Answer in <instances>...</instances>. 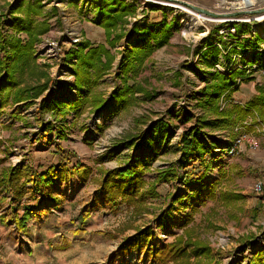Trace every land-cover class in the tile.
Instances as JSON below:
<instances>
[{
    "label": "rangeland",
    "instance_id": "374dc122",
    "mask_svg": "<svg viewBox=\"0 0 264 264\" xmlns=\"http://www.w3.org/2000/svg\"><path fill=\"white\" fill-rule=\"evenodd\" d=\"M15 1L0 0V10L4 17L0 30L5 35L14 34L25 42L26 33L14 32L10 25L13 15L9 13L7 5ZM57 1L41 0L43 14L36 18L46 19L49 27L33 44L32 59L47 72L50 78L49 89L65 85L76 90L75 98L66 100L65 91L61 95L56 93L58 96L51 95L46 88L32 100L0 107V169L2 166L24 164L31 169L42 170L57 162L58 156L53 151L57 144L74 152L75 155L68 159L70 165L77 161L87 164L92 167L93 174L86 182L73 176L61 185H54L55 191L64 194L60 207L40 198L27 203H24L25 198L22 201H10L9 193L0 189V264H104L122 238L133 234L135 227L148 224L153 227L157 241H171L175 234L182 231L181 224L187 218L186 215L190 214V200L183 197L185 208L181 202L176 203L180 209L175 212L170 227L162 231L156 228L154 218L166 206V202L171 200V197H167L164 201V196L167 193H188L198 183L187 186L181 177L167 183H157L159 197L148 201L147 211L134 215L132 209L124 204H120L115 211L106 207L97 181L94 180L99 178L97 169L100 166L113 168L134 154L152 156L156 151L152 161L153 170L145 174L146 180H153L157 175L154 168L165 167L178 157L179 136L201 113L197 101L203 95L204 86L208 84L212 73L235 68L243 69L245 76H251L248 83H243L245 76L238 75L236 78L240 87L231 98L242 103L249 99L255 86H264V72L261 71L264 69V18H258L262 14L225 15L243 10L238 8V0H180L188 4V12L196 11L198 7L220 13L218 19L225 20L201 19L198 24H194L198 11L195 16L187 13L184 5L173 0H170L172 5L178 4L181 7H165L162 4L165 2L158 5L143 0H125L134 6V11L125 17V35L113 46L106 40L104 29L99 24L102 30L94 26H81L79 22H84L83 19L72 13L75 7L67 5L64 8ZM254 2L249 9L264 5V0ZM78 13L82 14L80 9ZM234 18L246 21L230 22ZM135 23L136 28L149 26L157 37L164 26L169 27L170 36L165 45L154 50L141 69H136L135 65L125 70L123 67L128 62L127 54L133 44L144 45L136 43L137 33L132 30ZM70 31L76 33L78 40L74 43L70 41ZM82 40H88L92 45L104 44L114 57L110 69L92 88L93 93L111 99L112 92L120 89L123 82L132 84L141 81L151 97L136 93L137 104L125 109L112 105L109 109L99 108L94 111L84 105L78 112L73 109L66 111L70 107L69 102L79 97L73 70L78 44ZM43 41L48 45L41 48L40 43ZM39 45L40 51L37 50ZM53 45L54 49L46 50ZM213 46L220 49L217 56L212 53ZM5 49L9 50V46ZM256 64H260L261 69H252ZM249 67L252 69L250 72L247 71ZM43 100L54 101L53 104L58 107L51 104L55 108H41ZM220 104L224 105V101L221 100ZM62 110H65L64 115ZM250 115L255 120L259 119L255 112ZM140 116H144L146 121L135 124L134 119ZM41 119L52 122L46 140L37 137ZM251 124L252 131L257 129L254 123ZM258 124L264 128L261 122ZM59 129L66 134L64 138L57 136ZM150 133H154V139L148 144L139 147L140 142L132 146L125 143L132 136L139 139ZM205 133L211 141H215L212 145L215 161H212L211 169L207 172L206 182L224 172L220 187L240 192L244 200L229 206L210 199H205L203 203L197 201L194 205L198 210L193 213L189 225L195 227L197 237L210 243L218 252L221 264H246L247 256L253 252L247 250L246 245L257 238H264V190L261 194L251 190L256 178L264 181V137L259 134V147L255 151L244 150L229 159L222 157L216 149H225L233 137L231 129L205 130ZM36 204L53 210L60 223H77L82 210L88 209L90 216L84 226L86 232L78 238L73 236L76 228L74 224L56 231L46 221L37 225L33 218L27 221L26 234L16 232L11 220L13 212L16 211L20 216L25 206L33 207ZM106 232L112 233V236L109 237ZM220 237L224 238L222 244H219ZM246 237L249 241L245 240ZM143 256V252L133 250L124 258L118 257L115 264H157Z\"/></svg>",
    "mask_w": 264,
    "mask_h": 264
},
{
    "label": "trees",
    "instance_id": "16d2710c",
    "mask_svg": "<svg viewBox=\"0 0 264 264\" xmlns=\"http://www.w3.org/2000/svg\"><path fill=\"white\" fill-rule=\"evenodd\" d=\"M100 5L101 20L99 25L104 29L106 40L110 46H113L125 35V17L133 13L134 6L123 0H101ZM7 8L13 15L10 25L13 26L14 32H25L27 40L22 42L14 34L5 35L0 30V107L32 100L42 94L50 83L47 72L38 67L32 59L33 44L49 27L46 19L38 20L36 18L43 14L41 0H17L14 3H9ZM3 19L0 10V28L3 26ZM122 25L123 29H121ZM136 26V23L132 26V30L137 33L136 43H144V45L133 44L127 54L128 62L123 67L125 70L132 69L135 65L136 69H141L154 50L165 45L170 36L169 27L166 26L160 32L159 37L149 26L144 28H136ZM117 28H120L119 31ZM6 46H9V50L5 49ZM219 52L220 49L213 46V55L217 56ZM113 58L110 50L104 44L92 45L88 40H82L78 44L73 72L79 97L69 102L70 107L66 111L69 112L70 109H73L78 112L84 105L90 106L94 111L99 108L109 109L112 105L118 109H125L137 104L136 93L151 97L141 81H134L132 84L123 82L120 89L112 92L111 99H105L99 93L92 92V88L97 85L102 75L110 69ZM238 75L245 76L243 69H236L230 74L215 72L209 75L203 95L197 101L202 111L197 115L195 122L183 130L179 136L178 157L165 167L154 168L157 170V175L153 180H146L145 174L151 169L153 170L152 161L156 151L152 156L134 154L113 168L100 166L97 169L99 178L94 180L97 181L98 190L106 207L110 211H115L120 204H124L132 209L134 215L147 211L148 201L159 197L157 183H167L179 177L187 186L198 183L188 193L180 195L167 193L164 196V201L167 197H171V200L166 202V206L161 208L154 218L156 228L162 231L170 227L175 212L180 209L176 203L181 202L182 207L185 208L183 197L190 200V214L186 215L187 218L181 224L182 231L175 234L171 241H157L154 229L150 224L135 227V232L122 238L118 247L110 253L104 264H115L118 257L124 258L133 250L143 252L145 259L157 264H221L218 252L210 243L197 237L195 227L189 223L192 221L193 213L198 210L194 205L197 201L203 203L205 199H210L229 206L244 200V195L240 192L220 187L224 172L219 173L216 179L206 182L207 172L211 169L212 161H215L212 147L215 141L210 140L205 130L215 131L230 128L233 136V128L237 124H242L246 130H251L252 124H243V122L252 112L258 115L259 121L264 125V86H255L247 101L243 103L235 101L231 95L240 87V83L236 79ZM250 77L245 76L243 83L251 81ZM30 80L35 82L32 83ZM206 89L209 91H205ZM221 100L224 101L223 106L220 104ZM53 102L43 100L41 108H50ZM64 111L62 110L63 115ZM140 117L134 119L135 124L146 121L143 119L144 116ZM41 120L37 137L46 140L49 138L50 123L52 122ZM57 132L59 138L66 136L62 129ZM153 135L154 133H150L147 137L139 139L132 136L125 143L132 146L140 142L138 144L140 147L150 143L154 139ZM225 149L218 148L220 152ZM53 151L58 156L57 162L49 164L42 170L31 169L24 164L1 167L0 189L9 193L10 201H22L25 198L24 203H27L40 198L49 200L60 207V201L64 194L55 191L54 185H61L73 176H78L84 182L88 178H92L93 169L91 166L78 161L72 165L69 164L68 159L75 155L74 152L57 144ZM1 161L2 159H0ZM189 167L191 170H188ZM196 168H198L197 171H195ZM203 195L204 198H201ZM39 206L38 204L33 207L25 206L20 216L16 211L13 212L11 220L16 232L26 234L28 232L27 221L30 218H33L37 225L46 221V224L51 225L56 231L74 224L76 228L73 231V236L78 238L86 232L84 226L90 216L88 209L82 210L77 223L76 221L60 223L53 210ZM40 219L43 220L40 221ZM106 233L109 237L112 236V233ZM245 240L249 241L248 237ZM62 246L64 247V245ZM247 263L264 264V246L253 250L247 256Z\"/></svg>",
    "mask_w": 264,
    "mask_h": 264
},
{
    "label": "built area",
    "instance_id": "2783aa9c",
    "mask_svg": "<svg viewBox=\"0 0 264 264\" xmlns=\"http://www.w3.org/2000/svg\"><path fill=\"white\" fill-rule=\"evenodd\" d=\"M143 1L144 2H148V3H153V4H155V3L158 4V3L165 2V3H162L163 6H165V7H173L174 6V5L171 4L173 2L172 1L170 2V0H143ZM173 1L184 5L186 7L185 8V12L192 13L194 16H195V13L198 11L196 9H195L196 11L191 9L192 11L188 12L186 9H190V8L187 7L188 6L187 3L182 2L180 0H173ZM177 8H179V7H177ZM234 19H235L234 21H230V22H236V21H239V20L246 21L244 19H238V18H234ZM253 19H256V18H253ZM68 35H69V38H70L71 42L74 43V42H76L78 40L76 38V33L75 32L70 31ZM40 44H41V48H44L45 46L48 45V44L44 43V41L41 42ZM54 47L55 46L53 45L51 47H48L46 50L51 51L52 49H54ZM37 50L38 51L41 50L40 49V45H39V48ZM216 67L220 70L219 66L216 65ZM244 68H246V67H244ZM259 68L261 69L260 64H256V65L253 66L252 69H254V70L258 69L259 70ZM234 69L235 68L226 69V71H221L220 70V72H223L225 74H229ZM252 69L249 67V68H247V71L250 72V70H252ZM261 71L264 72V69H261ZM61 83H63V82H61ZM63 91L67 92V96H65L66 100L75 98L76 90L72 89V88L69 89L65 85H60L58 88L51 87V89H49V91L47 90V92L48 93L50 92L51 95H54V94L57 95L56 93H58V95H61L60 93L63 92ZM54 99H58V98H54ZM61 99H64V98H61ZM221 106H223V104ZM251 123H254V126H255V128L257 127V129H255L253 131H252V129L251 130H246L243 127L242 124H237L236 126H234V128H233L234 136L231 138L230 143H229L228 147L225 149V151L221 152V156L222 157L232 159L233 157H235L236 155H238L240 152H242L244 150L255 151L256 149H258L259 141H260V135L259 134H261V136L264 137V128L261 127L258 124V123H260L259 119L255 120V119H253V116H251V115L249 116L248 115L247 118L244 120L243 124H251ZM217 151L220 152V150H218V149H217ZM251 190L255 194H261L263 192V190H264V181L262 180V178H256L253 181V183L251 185ZM223 237H220L219 244L223 243V241H222V240H224ZM219 244H217V245L220 246ZM247 245H246V249L247 250H251V251L255 250L256 248L263 247L264 246V238L261 239V240L257 238L254 241H251V243L248 246ZM251 251H249V252H251Z\"/></svg>",
    "mask_w": 264,
    "mask_h": 264
},
{
    "label": "crops",
    "instance_id": "0c3cea01",
    "mask_svg": "<svg viewBox=\"0 0 264 264\" xmlns=\"http://www.w3.org/2000/svg\"><path fill=\"white\" fill-rule=\"evenodd\" d=\"M58 1H57L58 2L57 4L60 5L61 7L65 8L67 5L71 7H75L74 11H72L71 7H68V9L72 11L75 17L78 16L81 19H83L84 22H79L81 26H94L96 29H101L98 25L101 20L100 18L101 17V5H100L101 0H90V1L89 0H58ZM78 8L81 10L82 14L78 13L79 11ZM89 29H91V27H89ZM216 178H212V180ZM6 206L7 204L4 207Z\"/></svg>",
    "mask_w": 264,
    "mask_h": 264
},
{
    "label": "water",
    "instance_id": "95a60500",
    "mask_svg": "<svg viewBox=\"0 0 264 264\" xmlns=\"http://www.w3.org/2000/svg\"><path fill=\"white\" fill-rule=\"evenodd\" d=\"M196 10L202 12L203 14L213 16L214 18H218L221 16L220 13H217V12H214L211 10H206V9H202V8H198V7L196 8ZM262 13H264V5L253 8V9L237 10L234 12L227 13L225 15H228V17H229V16H235V15H239V14H262ZM234 20L235 19H232L231 21H234Z\"/></svg>",
    "mask_w": 264,
    "mask_h": 264
},
{
    "label": "bare ground",
    "instance_id": "6f19581e",
    "mask_svg": "<svg viewBox=\"0 0 264 264\" xmlns=\"http://www.w3.org/2000/svg\"><path fill=\"white\" fill-rule=\"evenodd\" d=\"M255 0H238V4H239V7L238 8H240V9H243V10H245V9H249L250 7H252L254 4H255V2H254ZM176 7H178V6H180V5H175ZM181 7V6H180ZM179 7V8H180ZM193 7V6H192ZM221 17V16H220ZM220 17H218V18H220ZM218 18H214L213 16H209V15H206V14H203L202 12H197V14H196V20H194L195 21V23L194 24H198L199 22H200V20L201 19H204V20H219V21H225V20H220V19H218ZM258 18L259 19H261V18H264V13H262V15H260V16H258ZM257 18V19H258ZM225 19V18H224Z\"/></svg>",
    "mask_w": 264,
    "mask_h": 264
}]
</instances>
